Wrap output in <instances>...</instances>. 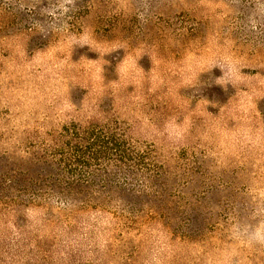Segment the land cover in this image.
Returning a JSON list of instances; mask_svg holds the SVG:
<instances>
[{
  "label": "rangeland",
  "instance_id": "obj_1",
  "mask_svg": "<svg viewBox=\"0 0 264 264\" xmlns=\"http://www.w3.org/2000/svg\"><path fill=\"white\" fill-rule=\"evenodd\" d=\"M0 264H264V0H0Z\"/></svg>",
  "mask_w": 264,
  "mask_h": 264
},
{
  "label": "trees",
  "instance_id": "obj_2",
  "mask_svg": "<svg viewBox=\"0 0 264 264\" xmlns=\"http://www.w3.org/2000/svg\"><path fill=\"white\" fill-rule=\"evenodd\" d=\"M108 145H112V148L115 150V151H117L118 149H119V143H118V141H117V138L115 139L114 137H111L107 142H106ZM111 148V149H112ZM112 149V150H113ZM77 152H78V150H77ZM79 153V152H78ZM77 156H75V158H76ZM77 159V158H76Z\"/></svg>",
  "mask_w": 264,
  "mask_h": 264
}]
</instances>
